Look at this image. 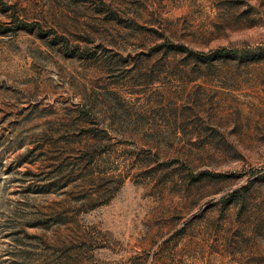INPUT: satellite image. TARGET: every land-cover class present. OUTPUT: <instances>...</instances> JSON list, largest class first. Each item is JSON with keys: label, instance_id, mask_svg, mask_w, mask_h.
I'll list each match as a JSON object with an SVG mask.
<instances>
[{"label": "rangeland", "instance_id": "obj_1", "mask_svg": "<svg viewBox=\"0 0 264 264\" xmlns=\"http://www.w3.org/2000/svg\"><path fill=\"white\" fill-rule=\"evenodd\" d=\"M0 264H264V0H0Z\"/></svg>", "mask_w": 264, "mask_h": 264}]
</instances>
